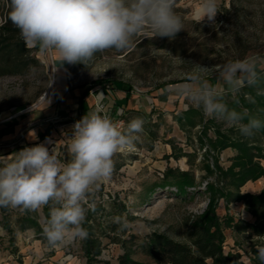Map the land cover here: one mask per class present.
Instances as JSON below:
<instances>
[{"label":"rangeland","instance_id":"rangeland-1","mask_svg":"<svg viewBox=\"0 0 264 264\" xmlns=\"http://www.w3.org/2000/svg\"><path fill=\"white\" fill-rule=\"evenodd\" d=\"M200 2L175 0L174 10L181 17L184 30L174 39L141 33L133 37L132 46L125 50L97 52L85 65L68 62L69 88H104L111 95L124 91L131 97L124 104L125 110L120 111L119 106L116 110H106L112 118L117 116L124 122L123 131L134 118L146 121L144 131L136 134L135 150L126 149L114 155L112 176L94 186L84 204L88 211L83 227L100 243L99 259L111 264H117L116 258L124 249L130 250L136 261L151 263L141 249L152 235H164L188 244V225L206 210L210 200L207 184L216 178L207 174V165L213 166L218 157L219 165L227 169L237 155V150L232 148L214 154L208 139L215 140L217 131L260 147L264 155V138L258 131L251 137L242 136L224 121L206 118L202 110L193 107L174 90L187 78L193 63L211 67L255 55L264 56V0H217L214 23L200 21L197 15ZM4 5L5 0H0V25L4 22ZM30 49L37 64L30 66L23 75L0 76V127L24 123L22 133L31 128L26 125L32 120L28 117L41 109L47 96L55 91L57 81L53 50ZM209 79L222 86L215 74ZM224 102L230 109L254 112L264 122V73L258 85L245 87L236 96L225 95ZM234 102L238 104L235 106ZM80 119L77 115L66 121L51 117L45 122L47 128L61 126L66 129L65 144L58 143L61 133L50 141L38 138L26 142L22 133L9 141L0 139V167L12 162L23 148L39 144L48 148L50 154L53 150L62 164L70 163L73 126ZM256 160L264 167V158ZM168 171L189 172L195 177L196 188L187 189L186 198L177 196V188L167 185L174 182L172 176L165 179ZM263 187L264 178H261L248 182L241 193L256 194ZM47 208L26 211L0 207V264H49L54 261L87 264L82 250L84 239L77 238L57 246L48 244L43 235L50 212ZM217 213L220 217L229 214L235 224L254 221L244 202H231L227 209L221 200ZM28 216L31 217L29 221ZM117 218L123 227L114 222ZM225 235V251L239 253L242 261L250 264L254 251L262 243L254 239L250 231L240 232L237 228L227 229Z\"/></svg>","mask_w":264,"mask_h":264},{"label":"clouds","instance_id":"clouds-1","mask_svg":"<svg viewBox=\"0 0 264 264\" xmlns=\"http://www.w3.org/2000/svg\"><path fill=\"white\" fill-rule=\"evenodd\" d=\"M7 17L19 30L27 48L53 50L63 62L83 63L107 49L125 50L133 37L151 33L153 37L174 39L184 30L175 12V0H5ZM217 0H201L200 21L213 22ZM183 62V61H182ZM264 73V56L255 55L220 66L193 63L187 78L174 90L204 116L219 119L245 137L262 126L247 109H230L225 95L236 96L245 87L258 85ZM216 75L222 86L209 77ZM94 111L73 126L69 145L70 163L62 164L43 144L25 147L12 162L0 167V207L36 210L50 205L43 235L51 246L74 239H87L83 227L88 193L114 171L113 157L123 150H135L136 134L146 121L132 119L121 131L110 115L102 114L99 99ZM114 222L121 224L117 218ZM257 258L264 264V244L257 247Z\"/></svg>","mask_w":264,"mask_h":264},{"label":"trees","instance_id":"trees-1","mask_svg":"<svg viewBox=\"0 0 264 264\" xmlns=\"http://www.w3.org/2000/svg\"><path fill=\"white\" fill-rule=\"evenodd\" d=\"M3 11L4 22L0 25V76L23 75L30 66L37 64V59L31 56V49L25 46L19 30L11 21L5 22L6 4ZM234 104L236 106L238 103L234 102ZM248 112L257 118L254 112ZM261 122L264 125L262 120ZM258 132L264 138V126ZM208 142L214 154L232 148L237 150V155L227 169L219 165L218 157H215L213 166L207 165V174L216 178L213 183L207 184L206 192L210 200L206 210L188 225V244L164 235H152L141 249L142 254L151 263L136 261L131 251L124 249L123 254L116 258L117 264H247L242 261L239 253L225 251V231L229 228H237L240 232L250 231L254 239L264 244V187L256 194L241 193V188L248 182H256L264 178V167L256 160L264 158L263 149L248 141L233 139L221 131L216 132L215 140L208 139ZM171 176L174 182L167 185L176 187L177 196L182 198L188 196L187 189L197 186L195 177L189 172L168 171L165 179L169 180ZM221 200L224 201L227 209L231 202H244L246 211L254 221L252 223L239 221L235 224L229 214L220 217L217 209ZM49 211L48 206L47 212ZM30 218L28 216L27 221L31 220ZM31 222L37 225L34 221ZM82 250L87 264H111L110 261L99 259L102 252L100 243L93 239L90 233L87 239L83 240ZM250 264H261L257 258V251H254Z\"/></svg>","mask_w":264,"mask_h":264},{"label":"crops","instance_id":"crops-1","mask_svg":"<svg viewBox=\"0 0 264 264\" xmlns=\"http://www.w3.org/2000/svg\"><path fill=\"white\" fill-rule=\"evenodd\" d=\"M53 56L55 61V78L57 80L55 91H51L47 96L41 109L32 113L31 117H28L29 119L32 118V120H28L26 123V125H31L29 130L22 133L25 124L17 122L16 125L8 124L7 126L0 127V139L2 141H9L10 138L17 136L20 133H22L21 137H24V141L26 142H34L37 141L38 138L45 139L44 141H50L54 135L61 133L62 139L58 143L62 142L65 144L67 142L65 138L67 132L66 129L61 128V126H54L53 129L52 127L47 128L48 125H46L45 122L51 117L57 118V120L61 121L69 120L75 115L82 118L86 112L95 110L96 105L98 104L97 94H102L99 103L105 104L106 110L109 109V111H112V108H115L116 110V106H119L120 111L125 110L124 104H127V101L131 97L124 91L114 92V95H111V93L104 88H96L97 90H88L86 86L69 88L66 75L68 62H63L55 51H53ZM129 107H127V109ZM114 112L116 114V111ZM61 121L59 122L61 123ZM69 125H71V123L67 126L69 127ZM46 128L47 130H45ZM51 129L52 131L50 132ZM49 133L50 135L48 136ZM54 263L60 264L56 261L49 264Z\"/></svg>","mask_w":264,"mask_h":264},{"label":"built area","instance_id":"built-area-1","mask_svg":"<svg viewBox=\"0 0 264 264\" xmlns=\"http://www.w3.org/2000/svg\"><path fill=\"white\" fill-rule=\"evenodd\" d=\"M99 105L102 107V114H108L112 118V115L110 113H107L106 112L105 105H102V103H99ZM96 107H97V105H96ZM112 119L117 124V126L120 128V130L123 131V129H124V122L121 121V120H119L117 116H114Z\"/></svg>","mask_w":264,"mask_h":264}]
</instances>
